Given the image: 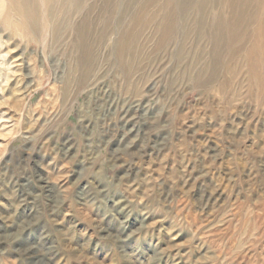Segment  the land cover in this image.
<instances>
[{
	"label": "rangeland",
	"instance_id": "rangeland-1",
	"mask_svg": "<svg viewBox=\"0 0 264 264\" xmlns=\"http://www.w3.org/2000/svg\"><path fill=\"white\" fill-rule=\"evenodd\" d=\"M26 4L0 0V264H264V59L223 26L264 0Z\"/></svg>",
	"mask_w": 264,
	"mask_h": 264
},
{
	"label": "bare ground",
	"instance_id": "bare-ground-1",
	"mask_svg": "<svg viewBox=\"0 0 264 264\" xmlns=\"http://www.w3.org/2000/svg\"><path fill=\"white\" fill-rule=\"evenodd\" d=\"M7 1H8V5L10 6V8L12 10L17 11V12L21 9V8L19 9V7H23V10L22 9L21 10L22 11L25 10L27 12V14L30 11H31V13L33 11L32 10L33 8L28 7V5L26 4V0H23V2H22V0H20L22 2V5L19 4L20 1L19 2H15V0H7ZM50 1L51 0H41L42 4L47 9H48V4L50 3ZM24 3H25V7H24ZM53 3H54V1H53ZM241 17H242V14L236 13L232 19L227 20V22L225 24L223 23L224 25L223 24L222 25L224 26V28H226V33L228 34V37L231 38L232 42H236L239 39L244 38V36H245L246 42L248 40L250 41L251 44H250V47L246 51L245 57H246L248 66L251 67V69L253 70L256 68L255 63L253 62V61H255L254 58L255 57L259 58L260 62H261L262 58L264 59V20H257L256 21L255 19H251V21H249V23L244 24L242 22L243 20L241 19ZM32 18H33V16L30 19H32ZM33 19L31 20V22L33 21ZM250 24L252 25L251 27H252L253 31L251 33H249V35H246V33H247V32L245 33L246 28L248 26H250ZM253 80L258 82L261 89H264V80H262V78H260V76H258L257 73L255 74Z\"/></svg>",
	"mask_w": 264,
	"mask_h": 264
}]
</instances>
